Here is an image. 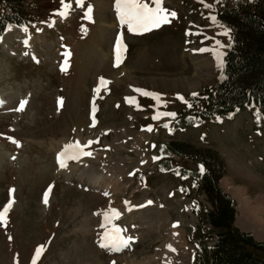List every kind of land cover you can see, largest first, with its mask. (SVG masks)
<instances>
[{
  "label": "rangeland",
  "instance_id": "1",
  "mask_svg": "<svg viewBox=\"0 0 264 264\" xmlns=\"http://www.w3.org/2000/svg\"><path fill=\"white\" fill-rule=\"evenodd\" d=\"M252 1L162 0L175 18L143 34L119 23L115 0H83L81 6L77 0L23 1L36 17L23 36L9 24L12 31L0 39V213L11 203L0 223V264H33L34 258L35 264H162L173 225L185 239L175 244V264H203V245L215 241L203 216L210 205L190 179L157 171L161 146L170 140L223 162L219 186L233 200V225L264 244L242 228L239 204L226 187L242 190L251 202L264 196V128L247 111L232 121L174 129L179 111L220 78L233 38L229 30L223 34L217 8ZM118 35L122 60L116 63ZM15 36L34 46L22 49ZM202 57L213 68L195 75L190 65ZM77 139L82 152L90 153L81 155L80 171L106 181L118 176L120 191L105 193L56 175L57 155ZM243 165L260 184L244 175ZM76 166L68 160L64 170ZM111 206L121 210L111 225L130 241L115 252L100 247L109 230L101 219ZM159 216L168 217L164 225Z\"/></svg>",
  "mask_w": 264,
  "mask_h": 264
},
{
  "label": "trees",
  "instance_id": "2",
  "mask_svg": "<svg viewBox=\"0 0 264 264\" xmlns=\"http://www.w3.org/2000/svg\"><path fill=\"white\" fill-rule=\"evenodd\" d=\"M23 1L0 0V37L8 23L20 28L31 25L36 16L29 14ZM215 14L233 38L222 58L220 78L179 111L174 129L232 121L247 111L264 128V0L219 7ZM156 169L190 179L206 196L210 207L203 216L215 241L203 245V264H264V244L233 225V201L219 186L224 165L215 154L170 140L161 146Z\"/></svg>",
  "mask_w": 264,
  "mask_h": 264
},
{
  "label": "bare ground",
  "instance_id": "3",
  "mask_svg": "<svg viewBox=\"0 0 264 264\" xmlns=\"http://www.w3.org/2000/svg\"><path fill=\"white\" fill-rule=\"evenodd\" d=\"M10 31H12V26L11 25L7 27L4 35L6 36V34L8 32H10ZM20 33L23 36L22 31H20ZM15 38L20 40V45H21L22 49L30 48V47L34 46L33 41H31V43H29L28 40H26V39H20L17 36H15ZM4 39H5V37L2 38L1 41H3ZM1 41H0V44H1ZM194 49H195V47H191L190 50H189L190 53H192L194 51ZM116 63H118V62L116 61ZM190 67L194 69V74L195 75H201L202 73L208 74L213 68L212 62L207 60L206 57L205 58L204 57L198 58V60H192V64L190 65ZM112 81H113V79H112ZM195 85H196L195 82H192L190 84V88H194ZM1 103H3V100L0 97V104ZM77 142H79V144H80V139H77L75 144ZM76 161H77V166L75 168H69V169H67L65 171L64 169L66 167H64V168L59 167V171H57L56 175L62 177L64 180H67V181H76L79 184H83L85 187H88L90 189L103 190L105 193L106 192L109 193L111 191L115 193L117 191H120V187L123 184L121 186L118 184V178H117L118 176L111 177V175L110 176L108 175L107 178L108 177L109 178H108V181H106V179H105V177L103 175L91 174L89 172V170H87L86 174H84V173H82L80 171V169H83L81 167V165L83 164V158L80 156L79 160H76ZM248 164L249 163H247V165ZM250 165L252 166L253 163H251ZM86 169H90V167H87ZM232 169H233V167H232ZM235 169L237 171H241V169H244L243 170L244 175L248 176V178L251 179L257 185L261 183L260 179H258V178H254L253 179L251 177V176H253L252 172L250 170H248L246 167H244V165H243V168H241V169L239 167H235ZM226 187H227V189H230L228 192H230V194H232L233 198L239 204L238 207H237V211H238V216L240 218V221L242 222V225H243L242 228L253 231V235H255L258 238H261V237L264 238V196H262V195L258 196V197L255 198V200L253 202H251L250 199H248L245 196V194H244V192H242V190H240L238 188H232L231 189L229 186H226ZM112 192L110 194H112ZM47 193L49 195V192H47ZM144 202H146L145 203L146 205H149V202H151V201L150 200H146V201H143V203ZM145 204H143V205H145ZM124 206L126 208L125 209L126 211H130V209L127 207L126 203H125ZM135 206H136V204H135ZM133 207H134V205L131 206V209ZM110 208L113 209V210H116L118 212L121 211L120 209L112 207V206ZM167 218L166 217L165 218L160 217V220H163L162 221L163 225L165 224L164 219L166 220ZM101 220L104 223L105 222V217L102 218ZM114 221H118V218L110 219L108 224H107V226L109 227V230H108L109 233H111V230L113 228H115V227H113L111 225L112 222H114ZM170 228H171L170 234H172V236L170 237L171 241H170V243L168 245V248H166V250H165V254L163 256L162 264H175V261H176V259L174 257V256H176L175 249L176 248L178 249V247H176L175 244H184V240H185V239L183 240V237H180L181 233L179 234V232L177 230H173V229H175L174 227H170ZM117 229H120L119 235L121 237L125 238L124 235H123V231L121 230L122 228L118 227ZM100 242H102V239H101ZM169 246H171V249H173L174 251L173 250H169ZM109 247H110L111 251H117V250L113 249L111 246H109ZM181 254H182V252H181ZM141 264H146V263H144V262L142 263L141 262Z\"/></svg>",
  "mask_w": 264,
  "mask_h": 264
},
{
  "label": "snow or ice",
  "instance_id": "4",
  "mask_svg": "<svg viewBox=\"0 0 264 264\" xmlns=\"http://www.w3.org/2000/svg\"><path fill=\"white\" fill-rule=\"evenodd\" d=\"M152 2L156 5L155 7H149L144 4L142 0H115V8L117 12V18L119 23L123 25H127V29L129 33L132 34H143L145 32L152 31L154 28H159L163 24L170 23L169 16L175 18L176 13H168L166 9L161 6L162 0H152ZM203 3V0H200ZM63 4V0H61ZM83 4V0H77V6H81ZM205 7H209V5L205 4ZM67 7V6H65ZM62 16L66 15V13L61 12ZM213 23H216L215 17H210ZM225 35L228 34V30L225 29L223 33ZM26 43V42H25ZM121 48V37L118 35L116 38V59L119 61V51ZM200 51H207V49H201ZM220 65L218 64V67ZM107 82L101 79L100 84L105 85ZM100 89H95V92H99ZM139 91V90H136ZM195 95V94H193ZM191 105H189L190 107ZM23 107V103L21 104ZM159 115V114H158ZM158 115L153 116V119H157ZM163 115L174 117V113H164ZM151 131V128L148 129ZM91 143V142H89ZM81 155H90V153L82 152L81 145L79 142L76 144H68L64 147V150L57 155V163L59 167L64 168L67 166L68 160H79ZM203 171V169H201ZM48 202V193L46 192L44 195V203ZM127 203V202H126ZM151 203V202H149ZM11 207V203H9L5 208L4 212L0 213V223L4 222V216ZM105 222L102 224V227L107 225L110 219L118 218L119 212L116 210H110L109 212L104 214ZM178 225H173V227H177ZM120 229L113 228L111 233L106 231L104 236L102 237V242L100 244L101 248H106L111 246L113 249L119 251L122 248L128 247L130 241L125 239L119 235ZM169 250L171 246H169ZM174 251V250H173ZM41 253V248L38 247L36 249V256H39ZM33 264H35V258L33 259Z\"/></svg>",
  "mask_w": 264,
  "mask_h": 264
}]
</instances>
